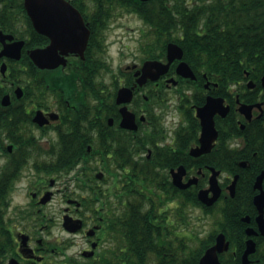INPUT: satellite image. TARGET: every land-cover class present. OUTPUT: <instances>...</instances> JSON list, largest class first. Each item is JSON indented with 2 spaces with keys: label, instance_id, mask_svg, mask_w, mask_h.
<instances>
[{
  "label": "flooded vegetation",
  "instance_id": "obj_1",
  "mask_svg": "<svg viewBox=\"0 0 264 264\" xmlns=\"http://www.w3.org/2000/svg\"><path fill=\"white\" fill-rule=\"evenodd\" d=\"M65 1L85 26L55 39L37 30L26 0H0V53L6 48L9 53L0 56V264L125 262L130 256L133 181L123 188L120 177L138 172L147 179L138 181L142 192L150 202L154 196L159 199L145 209L154 212L169 237L174 221L168 209L180 202L178 191L208 189L211 167L219 170L221 193L202 207L213 212L222 203L223 221L207 237L213 235L210 245L222 233L229 248L221 260L224 256L233 264H264V234L255 203L261 192L257 180L264 171V132L258 133L264 131L263 89L241 97L233 88L230 99L222 94L219 81L188 61L196 77L181 75L179 59L141 84L138 71L148 57L145 33L142 48L147 56L113 73L105 44L103 18L108 12L99 11L97 0ZM68 25L76 24L71 20ZM54 43L65 64L40 67L32 51ZM156 60L167 63L168 48ZM100 63L107 64L101 74ZM104 70L112 71L109 79ZM123 87L130 88L133 97L118 103ZM209 96L223 97L230 112L215 115L214 146L196 156L191 152L201 146L203 128L197 112ZM243 103L252 105L248 115L240 110ZM123 107L134 114L135 128L123 125ZM191 120L199 124L196 132ZM217 148L216 157L232 169L208 162ZM121 154H128L134 164L122 167ZM179 157L182 162L167 165ZM180 166L185 168L183 183L193 178L198 182L186 188L176 185L173 172ZM154 174L163 182L152 185ZM250 243L254 251L245 257Z\"/></svg>",
  "mask_w": 264,
  "mask_h": 264
},
{
  "label": "trees",
  "instance_id": "obj_2",
  "mask_svg": "<svg viewBox=\"0 0 264 264\" xmlns=\"http://www.w3.org/2000/svg\"><path fill=\"white\" fill-rule=\"evenodd\" d=\"M97 1L99 2V11L101 13L108 12V15L103 18L104 22H107L106 27L114 7L126 8L142 18L148 27L145 32L148 58L165 56L166 44L169 41H176L183 46L185 59L195 70L204 71L211 78L220 82L223 95L231 99V91L237 85L236 92L241 97L263 89L260 98L264 101V88L261 86V76L264 74V0ZM105 68H107V64L100 63L98 65L100 74ZM247 72L250 73L249 77L257 82V87L254 90L246 88ZM99 100L103 105L102 97H99ZM233 115L232 111L230 117ZM198 127V122L191 120V128L194 132ZM263 132V130L262 132L258 131L259 134ZM234 133H237V130ZM122 150L127 152L128 149ZM219 151V148L215 149L208 162L232 169L231 164H225L216 157V153ZM127 156L128 154H121L119 162L122 167L127 163L133 165L135 162L133 158ZM180 162H182L181 157L176 158L174 164L168 163L167 165L173 166ZM198 166L199 164L195 165V167ZM130 179L134 183H132L134 188H129L133 194L130 256L125 262L121 260L118 264H148L151 252L157 254L158 264H199V258L203 250L211 244L210 240L213 239V235L204 240L200 248L191 250V253L182 254L179 259L172 257L170 252L173 251V244L167 241L165 232L162 233L161 227L157 225L154 212L145 209L150 198L147 193L142 192L138 181L146 183L147 179L141 178V174L138 172L131 173L130 177L123 175L120 177L121 184L124 183L123 188ZM156 182H163V178L158 179V175L154 174L151 184L155 185ZM178 192L185 203L200 204L197 198V187L195 190H180ZM151 205L154 203L151 202ZM222 261L224 264L234 263V261L231 263L227 261L224 256H222Z\"/></svg>",
  "mask_w": 264,
  "mask_h": 264
},
{
  "label": "water",
  "instance_id": "obj_3",
  "mask_svg": "<svg viewBox=\"0 0 264 264\" xmlns=\"http://www.w3.org/2000/svg\"><path fill=\"white\" fill-rule=\"evenodd\" d=\"M26 7L34 19L35 26L37 30L43 34L55 35V39L58 37H65V34L70 33V29H80L85 26L81 15L73 9V7L65 0H26ZM51 8V9H50ZM77 12V17H69L66 14ZM50 13V18L47 14ZM59 15H57V14ZM68 18V19H67ZM73 21L76 25L70 27L68 23ZM168 62L164 63L160 60H147L143 64L142 68L138 73L141 76L138 78L139 83H144L149 78L155 79L161 74L165 73L170 64L175 59H182L184 55L183 48L177 43L170 42L168 44ZM9 55L7 48L0 53ZM36 62L42 68L55 67L60 63L65 64V59L59 57L56 51V43L54 46H50L46 49H36L32 51ZM178 72L186 77L195 78V73L190 65L186 61L180 62L178 65ZM137 73V74H138ZM256 83L253 80L248 82L249 88H254ZM262 85L264 86V76L262 77ZM133 97V92L128 87H123L120 89L117 102H129ZM223 97L209 96L204 106L198 108V115L202 122V136H201V146L192 149L193 155H200L211 151L214 146V141L218 135V131L215 123V115L219 113L222 116H226L230 110L228 105L224 104ZM261 105V104H260ZM252 105H247L245 103L241 104L240 110L248 115L251 112ZM124 118L123 125L135 128L134 124V114L131 113L127 107L122 109ZM213 174L210 177V187L208 189H201L198 193L199 199L207 205L213 204L221 193V186L217 178L219 170L215 167H211ZM185 174V168L180 166L177 172H173L174 182L181 188H186L193 183H197L198 179L193 178L187 183H183V175ZM264 177V171L258 177L257 186H261V192L255 197V203L259 208L258 222L261 232L264 234V189L262 187V180ZM235 183L232 184L233 187ZM213 191V196L210 197L209 193ZM229 243L226 241L224 234H219L216 243L209 247L203 256L200 258V264H222L219 259V253L228 250ZM254 251L253 244L250 243L246 252L245 257L250 252ZM245 261V260H244ZM246 262H244L245 264Z\"/></svg>",
  "mask_w": 264,
  "mask_h": 264
},
{
  "label": "rangeland",
  "instance_id": "obj_4",
  "mask_svg": "<svg viewBox=\"0 0 264 264\" xmlns=\"http://www.w3.org/2000/svg\"><path fill=\"white\" fill-rule=\"evenodd\" d=\"M147 30L148 27L138 14L115 7L105 32L106 54L113 73L125 67L126 64L141 63L142 58L147 56L142 48L145 42L143 31L145 33ZM111 72L104 70L103 75L109 79ZM158 199L159 197H153L156 203ZM150 203L149 200L147 204L150 205ZM221 207L222 203L218 204L213 212H206L198 204L179 202L173 206V209H168L170 219L174 221V226H170L169 229L172 233L169 238L174 241V249L179 258L182 254H188L191 250L200 248L202 241L215 231L219 222L223 221ZM148 264H158L156 253H150Z\"/></svg>",
  "mask_w": 264,
  "mask_h": 264
}]
</instances>
